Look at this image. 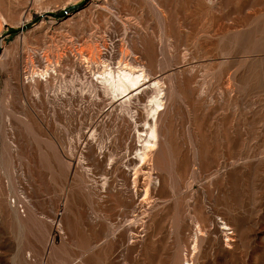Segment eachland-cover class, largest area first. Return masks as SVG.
<instances>
[{
	"label": "rangeland",
	"instance_id": "374dc122",
	"mask_svg": "<svg viewBox=\"0 0 264 264\" xmlns=\"http://www.w3.org/2000/svg\"><path fill=\"white\" fill-rule=\"evenodd\" d=\"M0 166V264H264V0H0Z\"/></svg>",
	"mask_w": 264,
	"mask_h": 264
},
{
	"label": "bare ground",
	"instance_id": "6f19581e",
	"mask_svg": "<svg viewBox=\"0 0 264 264\" xmlns=\"http://www.w3.org/2000/svg\"><path fill=\"white\" fill-rule=\"evenodd\" d=\"M48 70L49 69H46L41 74L45 75L48 72ZM140 71L141 70H137L135 66H132L129 63H125L124 66L118 69L117 71H113L112 68L106 67L104 70H102L101 74L105 76V81L110 83L109 86H111L110 88L112 90V93L117 95V94H124L129 90V88L139 84V82L145 77L143 73L144 71L143 72ZM153 101L155 103L154 104L155 107L153 110L158 111L160 107L163 105L162 100H160L159 96L158 97L155 96L153 98ZM147 135L148 138L146 140V143L149 144L148 147H151L155 144V140H156L155 127H152L150 131L147 133Z\"/></svg>",
	"mask_w": 264,
	"mask_h": 264
},
{
	"label": "crops",
	"instance_id": "0c3cea01",
	"mask_svg": "<svg viewBox=\"0 0 264 264\" xmlns=\"http://www.w3.org/2000/svg\"><path fill=\"white\" fill-rule=\"evenodd\" d=\"M3 182L1 184L2 198H1V231L6 226V222L10 220V211L19 214V209H14L10 204V193H9V178L8 175L3 171ZM19 205L22 206L21 203ZM21 214V213H20Z\"/></svg>",
	"mask_w": 264,
	"mask_h": 264
},
{
	"label": "built area",
	"instance_id": "2783aa9c",
	"mask_svg": "<svg viewBox=\"0 0 264 264\" xmlns=\"http://www.w3.org/2000/svg\"><path fill=\"white\" fill-rule=\"evenodd\" d=\"M0 175H1V166H0ZM1 198H2V191H1V183H0V252L2 247V231H1Z\"/></svg>",
	"mask_w": 264,
	"mask_h": 264
}]
</instances>
